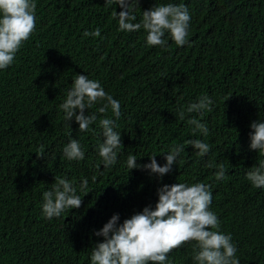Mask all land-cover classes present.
<instances>
[{
  "label": "trees",
  "instance_id": "1",
  "mask_svg": "<svg viewBox=\"0 0 264 264\" xmlns=\"http://www.w3.org/2000/svg\"><path fill=\"white\" fill-rule=\"evenodd\" d=\"M36 27L15 60L0 70V264H90L94 235L114 214L120 221L153 208L163 184L211 185L210 210L219 229L230 234L239 264H264V188L246 174L264 159L250 150V124L264 122V0H131L138 23L143 11L172 3L190 13L188 43L177 46L166 33V46H147L146 31L118 30L105 0H34ZM101 30L100 37L85 32ZM77 74L97 80L121 104L115 131L121 134L117 163L104 168L98 154L104 137L102 118L111 110L88 114L97 120L80 132L59 105ZM207 96L211 111L188 113ZM183 110L185 118L178 113ZM87 114V110H86ZM206 124L204 136L189 119ZM70 123V126H69ZM76 139L85 158L63 155ZM209 144L203 157L188 140ZM183 145L171 172L162 179L127 167ZM218 165L225 177L216 179ZM67 179L82 199L79 209L51 220L42 213L43 192L55 178ZM88 181L87 193L80 190ZM195 241L168 254L166 264H195Z\"/></svg>",
  "mask_w": 264,
  "mask_h": 264
},
{
  "label": "clouds",
  "instance_id": "2",
  "mask_svg": "<svg viewBox=\"0 0 264 264\" xmlns=\"http://www.w3.org/2000/svg\"><path fill=\"white\" fill-rule=\"evenodd\" d=\"M138 2V0H137ZM113 3L122 11L114 12L118 18V30L121 32H136L143 28L147 46H166V33L177 46L188 43L187 37L190 25V13L184 4L168 3L143 11L142 20L138 23L131 6V0H105L110 6ZM36 3L34 0H0V70L13 64L17 52L35 31ZM85 36L100 37L101 30L85 32ZM213 101L204 96L198 103L190 104L188 113L197 112L201 116L205 111H211ZM101 105L97 113L112 112L113 118H102L99 126L104 137L99 145L98 154L102 158L104 168L117 163V149L122 145L121 134L114 130L116 120L121 116V104L105 92L100 82L89 79L87 75L77 74L67 92L66 99L59 105L64 113V119H73L79 125L80 132H87L89 126L97 120V114H88L94 105ZM87 110V114H86ZM181 120L185 113H178ZM188 123L194 126L193 131L208 135L206 124L193 118ZM70 126V123H69ZM250 150H255L264 156V122L253 121L250 124ZM187 144L198 150V156H205L210 151L209 144L201 140H188ZM184 151V146L175 147L164 156L165 163L161 166L155 157H149L150 163L138 165L134 155H129L127 167L132 170L140 168L155 174L162 179L172 170L177 157ZM63 155L69 161H80L85 158L76 139L70 140L63 148ZM216 179L225 177L223 165H218ZM246 179L255 188H264V159L258 166L246 174ZM88 181L85 179L80 190L87 193ZM211 185L203 182L193 184L175 183L163 184L157 189L158 201L154 208L148 205L141 212L120 221L119 214H114L94 235L103 237V242L94 245L90 256V264H166L168 254L185 244L195 241L193 260L195 264H239L236 258V246L231 242L230 234L226 235L219 229L217 215L210 210L212 203ZM76 188L64 178H55L51 190L43 192L42 213L51 220L58 218L66 210L79 209L82 199L76 194Z\"/></svg>",
  "mask_w": 264,
  "mask_h": 264
}]
</instances>
